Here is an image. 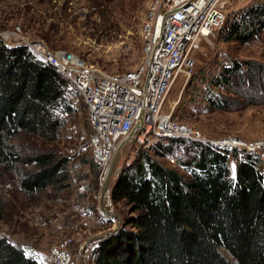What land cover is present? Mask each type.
<instances>
[{
  "label": "trees",
  "instance_id": "trees-1",
  "mask_svg": "<svg viewBox=\"0 0 264 264\" xmlns=\"http://www.w3.org/2000/svg\"><path fill=\"white\" fill-rule=\"evenodd\" d=\"M220 35L243 44L264 35V1L228 12ZM200 80L211 108L264 101V63L257 60H231ZM73 90L29 47L0 39V173L16 177L29 197L60 190L69 179V159L32 142L56 141L65 115L74 112ZM232 157H239L235 174ZM111 198L128 214L94 240L91 264H264V164L258 158L199 141L161 139L122 168ZM0 264L39 261L0 234Z\"/></svg>",
  "mask_w": 264,
  "mask_h": 264
},
{
  "label": "rangeland",
  "instance_id": "rangeland-1",
  "mask_svg": "<svg viewBox=\"0 0 264 264\" xmlns=\"http://www.w3.org/2000/svg\"><path fill=\"white\" fill-rule=\"evenodd\" d=\"M253 1H233L228 12ZM148 2L0 0V39L4 35L11 43L21 38L42 40L51 50L72 52L88 65L107 73L128 72L135 70L143 59L141 30ZM194 58L196 67L192 75L189 78L182 75L175 81L165 101V111L174 107L176 119L210 138L264 140V101L232 110L211 108L204 99L206 82L200 80L201 75L217 74L221 65L231 60L264 63V35L246 44L226 42L220 34L212 35L202 41ZM71 104L74 112L65 115L56 141L32 142L69 159V179L60 190L49 188L29 197L16 185V177L0 173V234L21 244L38 258L39 264H51L50 249L65 244L76 257L80 251L84 252L79 264H91L93 238L116 229L120 219L103 209L121 219L128 214V207L122 203L115 205L112 201L113 210L107 207L100 170L91 156L89 142L94 131L87 105L78 94L73 95ZM141 148L137 142L128 141L120 149L108 189L113 186L117 173ZM238 160L239 157L229 160L233 174Z\"/></svg>",
  "mask_w": 264,
  "mask_h": 264
},
{
  "label": "built area",
  "instance_id": "built-area-1",
  "mask_svg": "<svg viewBox=\"0 0 264 264\" xmlns=\"http://www.w3.org/2000/svg\"><path fill=\"white\" fill-rule=\"evenodd\" d=\"M233 1L249 0H149L141 30L142 62L124 73H107L72 52L51 50L42 40L21 38L11 43L4 35L1 37L8 46L29 47L36 56L50 62L83 98L94 130L89 142L91 156L100 170L102 185L116 152L130 134L128 141L144 147L156 146L161 139H188L223 152L246 153L264 164V140L210 138L176 119L174 107L164 109L175 81L182 75H192L196 67L194 54L202 41L220 34ZM167 157L171 163L176 162ZM104 195L107 207L113 210L111 189L107 188ZM79 253L76 257L65 244L50 249L48 257L51 264H79L84 252Z\"/></svg>",
  "mask_w": 264,
  "mask_h": 264
},
{
  "label": "water",
  "instance_id": "water-1",
  "mask_svg": "<svg viewBox=\"0 0 264 264\" xmlns=\"http://www.w3.org/2000/svg\"><path fill=\"white\" fill-rule=\"evenodd\" d=\"M131 138H132V134H130V136L128 137V139L124 140V141L121 143V145H120V147H119V150L116 152V154H115V156H114V158H113V161H112V163H111V165H110V168H109V170H108V173H107V176H106V180H105V182H104L103 193H105L106 190H107L108 183H109V180H110V177H111V174H112V170H113V167H114V163H115V161H116V159H117V156H118V154H119V152H120V149H121V148H122V147L128 142V140H130ZM103 210H104L108 215H111V216H114V217L116 216L117 218H120L119 221L121 220V217H120L119 215H117V214H113V213L107 211L105 208H104ZM110 232H112V231H110ZM110 232H106V233L102 234L101 236H98V237H96V238H93L92 241H94V240H98V239L102 238L104 235H106V234H108V233H110Z\"/></svg>",
  "mask_w": 264,
  "mask_h": 264
},
{
  "label": "crops",
  "instance_id": "crops-1",
  "mask_svg": "<svg viewBox=\"0 0 264 264\" xmlns=\"http://www.w3.org/2000/svg\"><path fill=\"white\" fill-rule=\"evenodd\" d=\"M94 131V130H93ZM94 133V132H93ZM93 135V134H92Z\"/></svg>",
  "mask_w": 264,
  "mask_h": 264
}]
</instances>
